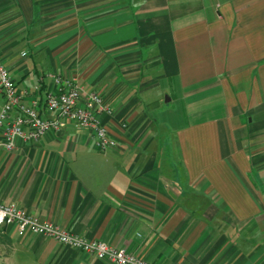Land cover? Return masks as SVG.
<instances>
[{
    "label": "crops",
    "instance_id": "obj_1",
    "mask_svg": "<svg viewBox=\"0 0 264 264\" xmlns=\"http://www.w3.org/2000/svg\"><path fill=\"white\" fill-rule=\"evenodd\" d=\"M0 59L42 111L48 74L97 92L116 142L18 139L0 203L153 264H264V0H0ZM0 264L112 263L6 225Z\"/></svg>",
    "mask_w": 264,
    "mask_h": 264
},
{
    "label": "built area",
    "instance_id": "obj_2",
    "mask_svg": "<svg viewBox=\"0 0 264 264\" xmlns=\"http://www.w3.org/2000/svg\"><path fill=\"white\" fill-rule=\"evenodd\" d=\"M47 76L55 89L46 91L42 111L36 99L25 100L18 92L15 81L0 59V149L10 152L18 139L37 141L46 132L59 130L68 122L91 130L99 150L115 147V140L109 136L107 128L98 117L101 113L111 111L103 98L94 91L85 93L75 77L65 78L57 74ZM40 84L35 86L36 90ZM6 225H15L19 235H45L97 258H107L112 264H153L105 241L72 234L50 221L40 220L14 204L0 203V227Z\"/></svg>",
    "mask_w": 264,
    "mask_h": 264
},
{
    "label": "rangeland",
    "instance_id": "obj_3",
    "mask_svg": "<svg viewBox=\"0 0 264 264\" xmlns=\"http://www.w3.org/2000/svg\"><path fill=\"white\" fill-rule=\"evenodd\" d=\"M157 146L159 148V159L165 158V161L169 163L176 164L178 161V152L177 148L172 142V137L169 133L164 132L163 129H160L157 133ZM163 150V152H162Z\"/></svg>",
    "mask_w": 264,
    "mask_h": 264
}]
</instances>
